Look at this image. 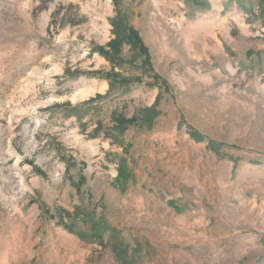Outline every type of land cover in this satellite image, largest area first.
<instances>
[{
    "label": "rangeland",
    "instance_id": "rangeland-1",
    "mask_svg": "<svg viewBox=\"0 0 264 264\" xmlns=\"http://www.w3.org/2000/svg\"><path fill=\"white\" fill-rule=\"evenodd\" d=\"M0 264H264V0H0Z\"/></svg>",
    "mask_w": 264,
    "mask_h": 264
},
{
    "label": "trees",
    "instance_id": "trees-1",
    "mask_svg": "<svg viewBox=\"0 0 264 264\" xmlns=\"http://www.w3.org/2000/svg\"><path fill=\"white\" fill-rule=\"evenodd\" d=\"M200 6H204V5H200ZM113 25H114L116 36L109 41V43L107 44L106 47L98 48V50L102 54L112 55L115 58V55H117L120 52L121 46L123 44V38H125V39L129 40L130 43H132L133 45H137L139 47L140 52H142L145 55L146 60H149L148 48L143 43L142 38H141V36L137 30H135L131 26L130 27L123 26V22L122 21L119 22V18H116L115 20H113ZM122 32L125 33L124 37L122 36ZM96 73H99V71H96ZM105 78L108 79V81H109V89H108L107 93L105 94L106 97L111 95L118 87H122V86L127 85L131 80L130 78L121 76L117 72H112V71H111V73L108 72L106 74ZM138 80H139V78H138ZM101 98H102V95L98 94L94 98H91L88 101H85L84 103H82L80 105L73 106V105L67 103V104L58 105V106H62L63 108L70 110L69 113L62 115L63 117H65V118L66 117H75V118L79 117L81 119L82 117H80V115H79L81 109L83 107H86V106L93 104L94 102H96L98 99H101ZM157 104H158V102H156L155 104H153L150 107L145 108L144 109V115L141 118L134 117V116L126 117L124 114L113 115L112 120L115 124L112 127V129L118 130V131H123L124 129L129 127L131 124H135V122H137V121H145V122H148L150 124L151 121L153 120V118L157 115V113H156ZM95 132H97V128L95 129ZM190 135L196 140L202 139V137L196 132L195 129H190ZM210 143L216 149L220 148V146H221L220 143H215L214 141H210ZM119 165H121V172L119 175V180H121V178H123V182H126L127 181V178H126L127 173L125 171V165H126L125 160L124 159L121 160V164H119ZM126 170H127V167H126ZM93 234H95L97 237L100 238L103 235V231L99 226L98 227L94 226L93 227Z\"/></svg>",
    "mask_w": 264,
    "mask_h": 264
}]
</instances>
